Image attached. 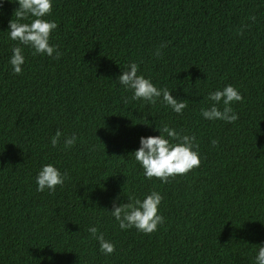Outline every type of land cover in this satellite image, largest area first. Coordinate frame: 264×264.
<instances>
[{
	"label": "trees",
	"instance_id": "16d2710c",
	"mask_svg": "<svg viewBox=\"0 0 264 264\" xmlns=\"http://www.w3.org/2000/svg\"><path fill=\"white\" fill-rule=\"evenodd\" d=\"M52 5L45 19L58 24L49 43L59 59L11 40L19 5L0 0V264H256L264 245V0ZM161 44L167 47L157 58ZM15 46L25 56L19 75L9 62ZM131 62L157 88L187 101L182 114L162 97L154 105L131 98L118 79ZM227 85L243 96L231 105L239 119H205L208 94ZM165 124L196 137L201 163L162 183L145 178L133 153L141 137L158 136ZM73 134L76 143L65 150ZM47 164L68 178L54 192H38L36 177ZM152 191L164 197V223L151 234L121 230L113 204ZM178 196L185 201L169 209ZM93 226L114 253L100 251Z\"/></svg>",
	"mask_w": 264,
	"mask_h": 264
},
{
	"label": "clouds",
	"instance_id": "9594fccd",
	"mask_svg": "<svg viewBox=\"0 0 264 264\" xmlns=\"http://www.w3.org/2000/svg\"><path fill=\"white\" fill-rule=\"evenodd\" d=\"M53 0H16L19 7L15 9V20H9V38L18 41L20 45L32 48L33 55L46 54L49 57L59 59L62 55L57 46L50 45L51 33L58 27L55 20H48L45 17L52 13ZM123 3L110 5L113 9L121 8ZM92 12V11H91ZM34 17L30 23L22 22ZM255 22V16L249 17ZM248 27L244 25L238 34L243 35V29ZM95 37L94 42H96ZM93 42V43H94ZM167 44H161L154 52L157 58H161L162 49ZM81 50V49H79ZM88 50V49H84ZM10 64L15 74L22 73V65L25 63L23 48L15 46L12 48ZM138 64L131 62L127 65V70L123 71L118 77L119 83L127 90L133 92V100H143L148 104H156L157 99H163V102L170 106L177 113L182 114L187 108L186 100H178L170 94L168 88H157L150 79L144 75L138 74ZM208 100L212 102L208 108L201 109V115L207 120H221L226 123H234L239 119L234 112L232 104L234 102H243V96L232 85L225 86L222 90H216L208 94ZM127 103V100L125 101ZM222 102V110L218 107ZM147 125V124H145ZM158 136H149L140 138V147L133 153L135 160L141 165L146 179L156 178L162 183L169 182L170 177L178 175H187L192 169L200 166L201 160L198 151V144L194 135L178 132L170 128L167 124L159 130ZM62 133L57 131L51 138L50 143L56 147L60 142ZM77 137L73 134L64 140L65 150L72 148L76 143ZM213 147L218 146L217 140L211 141ZM68 178L67 172L63 174L52 164L42 167L36 177L37 191L44 192L45 189L54 192L57 186H63ZM164 197L158 191H152L143 200L131 197L124 204L116 206L113 204L111 215L119 223L121 230L135 228L144 234H151L158 229L159 225L164 223V217L159 214V206ZM184 202L185 197L178 196L169 206V209L175 208L177 202ZM100 246V251L105 255H111L115 251V245L106 240L104 234L99 232L97 227L88 229ZM256 264H264V245L258 247L256 255Z\"/></svg>",
	"mask_w": 264,
	"mask_h": 264
}]
</instances>
